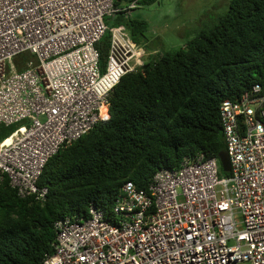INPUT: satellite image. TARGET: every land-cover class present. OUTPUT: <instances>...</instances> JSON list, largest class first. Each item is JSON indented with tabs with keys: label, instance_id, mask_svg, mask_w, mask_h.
I'll list each match as a JSON object with an SVG mask.
<instances>
[{
	"label": "built area",
	"instance_id": "2783aa9c",
	"mask_svg": "<svg viewBox=\"0 0 264 264\" xmlns=\"http://www.w3.org/2000/svg\"><path fill=\"white\" fill-rule=\"evenodd\" d=\"M0 0V141L5 176L21 198L45 203L39 179L65 146L109 118L110 96L151 54L125 26L142 0ZM111 35L106 70L97 44ZM30 54L18 71L15 59ZM230 171L204 154L159 170L147 190L125 184L112 210L55 223L42 264H264V88L254 85L220 109Z\"/></svg>",
	"mask_w": 264,
	"mask_h": 264
},
{
	"label": "trees",
	"instance_id": "16d2710c",
	"mask_svg": "<svg viewBox=\"0 0 264 264\" xmlns=\"http://www.w3.org/2000/svg\"><path fill=\"white\" fill-rule=\"evenodd\" d=\"M132 1L117 0L116 5ZM158 1L142 0L141 5ZM106 23L125 26L137 45L150 50L143 41L150 30L147 21L119 13ZM110 40L107 33L97 44L103 71ZM151 56L115 87L109 118L48 161L38 184L49 190L45 203L21 198L5 176L0 183V264H42L54 252L59 220L88 216L92 205L112 219L125 184L147 190L159 170L177 169L186 157L226 154L222 104L256 84L264 88V0H231L223 16L183 47ZM30 57L15 59L18 71ZM24 124L2 126L0 141Z\"/></svg>",
	"mask_w": 264,
	"mask_h": 264
},
{
	"label": "rangeland",
	"instance_id": "374dc122",
	"mask_svg": "<svg viewBox=\"0 0 264 264\" xmlns=\"http://www.w3.org/2000/svg\"><path fill=\"white\" fill-rule=\"evenodd\" d=\"M230 1L159 0L155 4L144 6L140 3V7L133 12V17L149 23L150 30L146 34L147 42L143 41L149 47L148 52L152 55L151 57H154L183 47L189 40L195 38L199 32L214 24L219 17L223 16ZM149 58L147 57L146 61H149ZM29 60L25 61V64ZM239 264L251 263L243 262Z\"/></svg>",
	"mask_w": 264,
	"mask_h": 264
},
{
	"label": "water",
	"instance_id": "95a60500",
	"mask_svg": "<svg viewBox=\"0 0 264 264\" xmlns=\"http://www.w3.org/2000/svg\"><path fill=\"white\" fill-rule=\"evenodd\" d=\"M220 163L222 165L223 171H225V172L230 171V162H229V158H228L227 154L220 156Z\"/></svg>",
	"mask_w": 264,
	"mask_h": 264
}]
</instances>
